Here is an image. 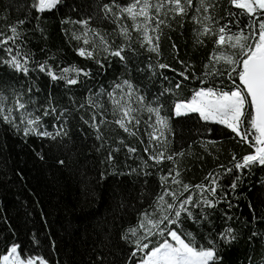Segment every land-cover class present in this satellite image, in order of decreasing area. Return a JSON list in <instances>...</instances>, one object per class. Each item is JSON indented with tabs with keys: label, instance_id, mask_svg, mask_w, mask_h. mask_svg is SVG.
<instances>
[{
	"label": "snow or ice",
	"instance_id": "snow-or-ice-1",
	"mask_svg": "<svg viewBox=\"0 0 264 264\" xmlns=\"http://www.w3.org/2000/svg\"><path fill=\"white\" fill-rule=\"evenodd\" d=\"M60 3L61 0H29V16L6 25L10 34L0 31V47L5 53L0 56V66L9 70L17 83L23 78L19 87L11 84L0 87V122L25 137L34 133L53 141L59 138L58 142L63 143L64 138L72 140L69 122L74 118L73 112L89 111L87 119L83 114L80 119L92 129L98 142L92 145L95 152L107 153L100 163L116 175L143 177L141 202L145 197H149L150 202L138 213L137 222L119 234L127 252L122 250L120 258L109 249L107 256H97L95 264H223L222 251L240 238V232L232 226L238 217L220 206L224 204L232 209V199H238L237 189L244 179L254 168L264 169V0H228L232 7L227 8L222 0H196L195 3L194 0H111L110 3L95 0L86 18L61 20L62 24L82 27L81 31L71 33L72 39L83 40V46L76 47L75 51L99 66L95 73L91 68L76 64L65 67L57 64L54 68L50 61L58 59L57 52L41 48L42 53H50L41 60L30 47V31H38L47 39L39 21L46 11L57 9ZM32 11L38 23L30 30L23 26L30 23ZM189 18L196 25L192 29L193 47H207L209 41L213 45L207 58L198 68L194 59H181L176 43L172 42L173 58L180 67L161 62L160 41L165 35L164 28L175 31V24L182 29ZM93 20L116 25L112 30L115 35L93 28ZM64 31L67 35L68 30ZM117 37L121 39L119 44L115 43ZM168 38L171 40L170 36ZM114 62L122 67L121 74L107 87L99 84L95 91L88 88L83 103L76 104V98L70 96L72 108L56 104L51 92L43 103L36 95L42 91L38 84L40 74L49 77L51 84L62 85L71 93L74 86L87 85L96 76L106 74ZM133 65L136 72L145 74L139 84L132 77ZM165 70L171 71L173 76L167 75ZM193 83L195 87L190 96L184 97V88ZM169 97L171 115L166 104ZM191 114H198L196 122H203L201 127L209 133L214 131L210 126L213 124L230 130L234 134L231 138H238L237 143L246 152L240 156L233 152L231 166L218 165L221 171H209L204 180L196 184L184 181L181 175L185 171L181 166L182 158L186 154L191 156L192 152L186 153L183 147L179 151L172 149L177 136L173 117L190 119ZM44 117L54 118V131L47 130ZM113 124L128 137H136L148 158L139 155L137 147L127 144L124 136L106 135L107 131L116 132L111 128ZM198 142L206 151L209 144L218 143L203 139ZM121 146L127 149L126 173L119 171L116 163ZM133 154L136 155L133 157ZM129 158L139 163L132 167L127 164ZM165 160L172 165L166 173L159 167ZM149 169H157L155 174L159 178L160 188L154 195L147 187L148 177L154 174ZM249 208L254 222L264 221V209L255 208L251 202ZM217 213L225 225L220 230L216 224ZM254 238L264 240V235L253 230L248 236L249 242L255 243ZM37 262L49 264L43 255L25 257L19 243H12L0 254V264Z\"/></svg>",
	"mask_w": 264,
	"mask_h": 264
},
{
	"label": "trees",
	"instance_id": "trees-1",
	"mask_svg": "<svg viewBox=\"0 0 264 264\" xmlns=\"http://www.w3.org/2000/svg\"><path fill=\"white\" fill-rule=\"evenodd\" d=\"M104 2L110 3L111 0ZM28 3L29 0H0V31L6 35L10 34L6 25H12L17 20L29 16ZM94 3L95 0H61L57 9L46 11L39 23L45 28L47 39L42 38L38 31L29 32V45L35 50L36 58L42 60L50 54L40 51L41 48H46L58 54L55 62L50 61L54 68L57 64L60 67L76 64L86 69L91 68L95 73L99 66L92 60L78 56L75 51L76 47L83 46V40L72 39L71 33L81 31L82 27L78 24L61 23V20L66 18L73 21L86 18L90 5ZM222 3L225 8L232 7L228 5V0H222ZM236 11L240 10L236 9ZM220 14L223 15V11ZM35 15L36 13L32 11L30 23L23 27L34 29L38 23ZM242 18L246 20V17ZM127 23L130 25L131 22L127 21ZM91 25L93 28L106 30V35L112 33L116 27L114 24L101 23L98 20L91 21ZM174 27L175 31L164 28L165 35L160 41L161 62L180 67L173 58L171 43L175 42L180 58L194 59L199 68L213 45L209 41L207 47L198 49L193 47L192 29L196 25L190 18L182 29L175 24ZM65 29L68 30L67 35ZM120 42L121 39L117 37L115 43ZM3 55L5 53L0 47V56ZM144 59L145 57H141V60ZM132 67L134 81L138 84L144 81L145 74L136 72V65ZM122 71V67L114 62L106 74L96 76L87 85L74 86L71 93L66 92L62 85L51 84L49 77L40 74L38 84L42 91L36 95L43 103L44 98L51 92L56 104L72 108L70 96L76 98V104L83 103L88 95V88H93L95 91L99 84L107 87ZM165 71L167 75L173 76L171 71ZM20 83H23L22 77L17 83L11 72L0 66V87L8 84L19 87ZM193 87H195L194 83L186 86L183 96H190ZM170 100L171 97L166 101L169 115L172 114ZM105 103L107 104L106 99ZM81 114L86 119L89 117V111L83 109L73 112L74 118L69 122L72 140L69 142L68 138H64L63 143L58 142L59 138L53 141L34 133L25 137L22 132L17 134L11 127L0 122V254H4L6 247L12 243H19L25 257L29 254L43 255L49 264H95L97 256H107L109 249L117 256H120L122 250L127 252L119 234L124 228L137 222L138 213L147 207L150 198L145 197L144 202H141L140 193L144 189L143 177L137 179L135 176L116 175L111 168L100 163L107 153L105 151L102 155H98L95 152L92 145L98 142L94 139L92 129L80 119ZM197 115L191 114L190 119L173 117L172 121L173 128L177 132L172 149L179 151L183 147L186 153L189 150L192 152L191 156L186 154L182 158L181 164L185 169L181 174L183 180L192 184L203 181L209 171H221L218 168L220 164L231 166L229 162L233 152L238 156L246 154L245 149L237 143L238 138H231L234 134H231L230 130L213 124L210 126L214 131L209 133L201 127L203 122H196ZM111 118L109 116V119ZM44 122L48 131H54L52 127L54 118L44 117ZM111 128L116 129V132L107 131L106 135L124 136L127 144L137 147L139 155L148 158L147 154L143 153V145L136 137H128L114 124ZM141 134L143 135V126H141ZM143 138L146 143L147 136L144 135ZM202 139L215 140L218 143L209 144L206 151L198 142ZM126 152L127 149L121 146L120 153L116 154L119 171L125 173L128 171L124 166ZM135 155L133 154V157ZM60 160L64 163L60 164ZM138 163L139 161L134 158L127 159V164L132 167ZM149 163L154 162L149 161ZM171 166V162L165 160L159 167L166 173ZM149 171L154 174L148 177L147 187L154 195L160 188L159 178L155 174L157 169H149ZM101 172L106 174L101 176ZM224 183L227 184L228 181ZM237 195L238 199H232L234 206L232 209H227V205L224 204L220 206L228 210L229 214L238 217L232 226L238 228L240 232V238L222 251L223 264H264V240L254 238L255 243H250L248 240L253 230L264 235V221L254 222L252 209L249 208L251 202L255 208L264 209V169L254 168L252 174L247 176L237 189ZM216 224L218 230L225 226L219 213ZM36 241H39L38 245ZM249 257L252 259L250 260Z\"/></svg>",
	"mask_w": 264,
	"mask_h": 264
},
{
	"label": "rangeland",
	"instance_id": "rangeland-1",
	"mask_svg": "<svg viewBox=\"0 0 264 264\" xmlns=\"http://www.w3.org/2000/svg\"><path fill=\"white\" fill-rule=\"evenodd\" d=\"M37 264H39V262H37Z\"/></svg>",
	"mask_w": 264,
	"mask_h": 264
}]
</instances>
